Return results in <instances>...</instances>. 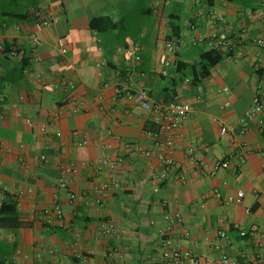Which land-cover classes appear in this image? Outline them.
I'll return each mask as SVG.
<instances>
[{
    "label": "crops",
    "instance_id": "crops-1",
    "mask_svg": "<svg viewBox=\"0 0 264 264\" xmlns=\"http://www.w3.org/2000/svg\"><path fill=\"white\" fill-rule=\"evenodd\" d=\"M260 1L0 0L1 40L28 48L27 32L41 38L40 59L29 63L22 78L7 83L0 95V184L5 186V190L0 187V205L8 197L14 200L21 221L18 227L0 226V256L9 255L10 264H108L109 260L111 264H162L156 229L165 223L166 211L182 216L183 224L173 237L194 256L218 259L223 250L237 264H264V160L256 151L264 150V127L248 125L235 143L230 135L239 131V120L252 104L257 69L264 67V43L254 41L264 42V7L262 14L248 15ZM37 8L50 12L56 22L38 28L33 13ZM98 17L117 22L116 28L104 29L101 21L95 22V29L91 21ZM211 19L216 30L241 43L231 51L222 50V59L193 83L189 68L208 49L194 38L209 34ZM15 23L21 24V33L14 30ZM169 36L176 39L172 50L164 44ZM58 38L65 40V53L57 46ZM129 41L140 44L138 63L131 54L117 50ZM167 59L169 66L164 65ZM16 63L1 58L0 74ZM129 66L145 73L151 102L176 99L191 106L181 126L171 133L175 146L163 148L185 170L184 180L175 175L160 183L153 179L160 167L155 156L160 148L145 133L156 128L151 114L113 93ZM38 75L55 82L71 79L81 110L72 113L65 101L72 91L46 88ZM135 78L139 79L137 73ZM23 117L36 125L28 127ZM53 118L60 135L51 126L41 133L37 124ZM221 124L231 128L227 136L220 134ZM82 137L86 144H74V138ZM130 143L152 155L131 153ZM103 144L123 156L113 172L120 186L105 191L96 205L93 186L108 180L109 174L104 168L79 165L75 174L67 176L76 193L68 200L66 191L57 186L60 164L97 163L105 152ZM189 148L200 167H186ZM40 154L46 155V161L39 159ZM219 160L224 164L211 174ZM26 188L31 193L22 194ZM217 188L222 194L242 190L244 195L239 203L224 205L214 195ZM54 202L60 205L61 218L51 214L49 221L40 219L42 210ZM102 220L114 222L111 237L102 233ZM252 226L253 234H239ZM219 227L226 238L216 237ZM184 230L190 234L187 239ZM76 252L80 258L74 256Z\"/></svg>",
    "mask_w": 264,
    "mask_h": 264
},
{
    "label": "built area",
    "instance_id": "built-area-1",
    "mask_svg": "<svg viewBox=\"0 0 264 264\" xmlns=\"http://www.w3.org/2000/svg\"><path fill=\"white\" fill-rule=\"evenodd\" d=\"M264 7V0L260 1L259 8L255 11H249L248 15L252 16L255 13L262 14ZM34 16L36 17V26L38 28H42L48 26L54 22H56V18L44 8H37L34 10ZM210 26L212 27L209 34L205 37L196 36L194 38L195 42L204 43L208 49H216V50H225L231 51L235 47L241 43L238 39L229 36L224 31H218L214 28L215 20H210ZM14 30L17 33L22 32V27L20 23L14 24ZM97 34V32H95ZM26 41L28 43V48H25L20 42H6L0 39V59L6 58L13 60L15 62H20L24 58L28 59V64L31 62H36L40 59L39 47L41 45V38L35 32H27L25 34ZM254 41L258 45H263V40L258 38L254 39ZM8 43V46L5 44ZM176 39H169L164 42L167 49L172 50L174 48ZM64 38L57 39V46L61 53L66 52ZM240 45V44H239ZM241 48V47H240ZM118 51L129 53L133 56L134 62L138 63L141 59L140 56V44L138 42L129 41L126 45L118 46ZM171 64V60H164V65L169 66ZM27 68V67H26ZM263 68V67H262ZM261 69V68H259ZM257 69V72L258 70ZM25 71V70H24ZM135 73L139 76V79L135 78ZM162 74L165 75L166 71L163 70ZM145 73L136 68L135 66H129L124 70L123 76L119 81H117L113 86V93L115 98H125L128 101L134 102L143 110L148 111L151 114V120L156 125L155 129H146L145 133L153 140L154 145L158 146L160 150L155 152V156L160 163V167L153 173V179L160 183L167 179L170 175H175L178 180H184L186 176L185 170H183L179 164L175 161V159L168 153H166L163 148L165 147H174L175 140L174 135L171 134L175 129L179 128L188 116L191 106L187 102L172 99L169 101H158L151 102L147 88L144 83ZM38 80L40 84L46 88H61L64 90L72 91V94H69L65 101L69 103L71 106L70 111L72 113H77L81 110V104L78 102V98L75 94V84L69 78H60L58 81H50L44 78L41 75H38ZM104 105H100L99 109H104ZM3 117V114L0 112V119ZM25 124L28 127H34L36 124L33 119L29 117L22 118ZM56 119L53 118L49 122H40L37 124V127L41 133H44L49 126L54 128V132L56 135H60V130L56 127ZM240 129L238 132H231V142L235 143L237 141V136L239 133L244 132L250 124H255L259 130H262L264 127V69L258 74V81L255 86L254 94L252 97L251 106L244 112L241 116L240 120ZM231 128L224 124L220 125L219 132L223 136H227ZM73 135L77 133L76 130L72 131ZM169 134L164 139H162L163 134ZM238 134V135H237ZM87 143V139L85 137L75 139L74 144L76 145H84ZM102 147L105 149V152L102 158L97 163H89L86 164L84 161L79 163L68 162L64 164H60V177L57 182L58 188L64 189L66 191V197L68 200H73L76 197V193L70 189L67 176L73 175L76 173L79 165H87L89 168L105 169L109 174V179L103 181L101 183L95 184L93 186L94 192V201L96 205L101 204L102 194L110 190L111 188L120 186L119 180L113 174V172L117 169V167L123 162V156L116 155L110 150H108V145L103 144ZM129 150L131 153L141 152L143 155L150 157L151 151L140 149L135 143L129 144ZM264 160V150L257 149L256 150ZM39 159L41 161H46V155L40 154ZM224 162L222 160L216 161L214 164L213 170L210 172L214 173L215 169L222 166ZM199 162L195 155L193 154V150L189 148L187 151V165L188 166H199ZM264 172V165H263ZM2 190H5V186L0 184ZM31 188H26L23 190L22 194L31 193ZM214 195L216 196L219 203L227 205L231 203H239L244 195L242 190H237L234 194H222L219 189L214 190ZM162 206L166 205V200L161 201ZM51 214H55L57 218H61L62 211L60 205L57 202H54L49 207L44 208L42 212L39 214V218L43 221H49ZM163 218L165 223L157 227L156 232L158 235L159 248L161 251V262L162 264H237V260L228 256L223 250L218 259H213L210 257L202 256H194L192 252L188 249L181 248L174 240L173 234L176 228L182 226L183 218L179 213H168L164 212ZM151 223H154V220H151ZM100 228L102 233L105 236L111 237L114 230L115 224L112 220H102L100 222ZM255 228L252 226L249 231L245 229L239 230V234L241 236H245L247 234H253ZM182 236L184 239L189 238L190 234L187 230L182 232ZM217 238H226L225 230L222 227H219L216 232ZM109 257L112 256L113 250H109L107 253ZM74 256L80 258L81 253L76 252ZM71 264H78L77 261H73ZM110 263V260L108 261ZM251 264H259L258 262H253Z\"/></svg>",
    "mask_w": 264,
    "mask_h": 264
},
{
    "label": "trees",
    "instance_id": "trees-1",
    "mask_svg": "<svg viewBox=\"0 0 264 264\" xmlns=\"http://www.w3.org/2000/svg\"><path fill=\"white\" fill-rule=\"evenodd\" d=\"M208 3H211L213 0H206ZM105 21V28L104 29H113L116 28L117 22L112 21L108 17H98L94 18L91 21L92 27L94 26L95 22ZM100 29V28H97ZM176 35H178V29L175 31ZM168 39H172L171 36ZM8 46V43L5 42ZM223 57L221 50L216 49H207L200 52L199 55V63L196 65H191L189 68V72L191 75V81L198 82L200 78L206 76L209 72L210 67L215 65L218 61H220ZM5 59V58H4ZM19 63V64H17ZM17 65H10L3 70V73L0 74V95L2 94L5 85L7 83H15L23 76V72L28 65V59L24 58L22 61L17 62ZM264 69L261 68L258 70V74ZM1 99H0V111H1ZM21 225V221L17 212L16 202L9 197L7 200H4L0 205V226L1 227H18ZM9 255L0 256V264H10L7 262V258Z\"/></svg>",
    "mask_w": 264,
    "mask_h": 264
}]
</instances>
